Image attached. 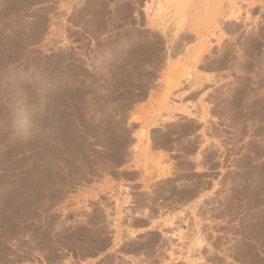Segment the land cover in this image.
<instances>
[{
  "label": "rangeland",
  "instance_id": "rangeland-1",
  "mask_svg": "<svg viewBox=\"0 0 264 264\" xmlns=\"http://www.w3.org/2000/svg\"><path fill=\"white\" fill-rule=\"evenodd\" d=\"M0 264H264V0H0Z\"/></svg>",
  "mask_w": 264,
  "mask_h": 264
},
{
  "label": "crops",
  "instance_id": "crops-1",
  "mask_svg": "<svg viewBox=\"0 0 264 264\" xmlns=\"http://www.w3.org/2000/svg\"><path fill=\"white\" fill-rule=\"evenodd\" d=\"M196 165L197 166H196L195 170L202 172L203 171L202 169H204V166H201L202 162L200 160H198ZM222 168H223L222 162L221 161L217 162V160H216L214 163V166L209 169V170H213L215 173V184H217L218 179L221 181ZM164 171H165L164 168L158 167V168L154 169V174L157 175L156 177L161 179Z\"/></svg>",
  "mask_w": 264,
  "mask_h": 264
},
{
  "label": "bare ground",
  "instance_id": "bare-ground-1",
  "mask_svg": "<svg viewBox=\"0 0 264 264\" xmlns=\"http://www.w3.org/2000/svg\"><path fill=\"white\" fill-rule=\"evenodd\" d=\"M226 2H230V0H225ZM217 2V1H215ZM220 3H222V0H219ZM218 4V3H217ZM220 5V4H219Z\"/></svg>",
  "mask_w": 264,
  "mask_h": 264
}]
</instances>
